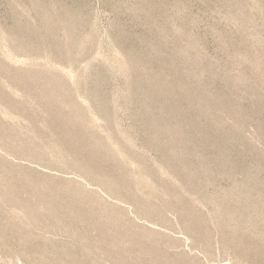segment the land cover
Wrapping results in <instances>:
<instances>
[{"label": "rangeland", "instance_id": "rangeland-1", "mask_svg": "<svg viewBox=\"0 0 264 264\" xmlns=\"http://www.w3.org/2000/svg\"><path fill=\"white\" fill-rule=\"evenodd\" d=\"M0 264H264V0H0Z\"/></svg>", "mask_w": 264, "mask_h": 264}]
</instances>
